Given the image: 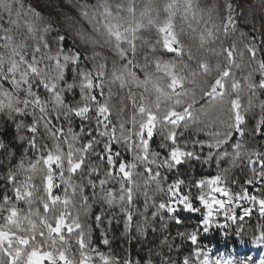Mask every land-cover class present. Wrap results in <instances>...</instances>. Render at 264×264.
I'll list each match as a JSON object with an SVG mask.
<instances>
[{
	"label": "snow or ice",
	"instance_id": "1",
	"mask_svg": "<svg viewBox=\"0 0 264 264\" xmlns=\"http://www.w3.org/2000/svg\"><path fill=\"white\" fill-rule=\"evenodd\" d=\"M225 11L222 22L216 23L221 18L215 4L205 9L199 0H169L161 21L151 0L139 14L132 0H97L95 6L85 5L82 10L92 34L77 31L79 40L93 49L89 57L67 47L62 35L49 43L47 35L53 29L36 23L41 19L38 12L32 10L33 19L22 20L16 11L14 19L13 3L0 0V114L13 121L18 131L31 134L19 139L27 140L35 157L27 163L21 159L16 171L9 170L5 177L10 187L0 196V264H133L128 257L91 246V225L83 224L80 214L90 217L98 200L97 226L105 218L106 204L123 214L125 234L135 228L141 237L147 236L149 228L157 232L153 222L164 221L165 213L176 225L184 222L181 212L201 214L197 228L177 232L182 242H190L191 252L179 261L161 255L160 264H264V258L251 255L253 248L264 249V147L248 148L243 140L246 113L259 100L258 91H264V57L258 56L254 43H245L244 50L235 43L225 46L221 32L228 37L235 27L233 5L226 3ZM152 29L154 39L141 38V32ZM97 47L109 48L117 58L110 67L109 58L95 51ZM245 52L250 71L241 81L233 69L245 67ZM212 56L217 57L215 64L210 62ZM114 87L125 93L115 113ZM242 94L248 95V107L241 104ZM125 99L132 108L128 118H124ZM259 108L252 132L264 137V100H259ZM191 125L203 127L181 141V130ZM215 125H223V130L207 131L206 139L199 138L200 131ZM5 147L0 143V148ZM223 160L229 167L210 178L193 180L187 193L184 180L167 182L166 172L191 161H215L219 168ZM242 164L251 175L240 191H233L228 186L235 179L231 173ZM138 166L142 171H137ZM137 178L143 179L144 186L143 221H134L132 211L141 187ZM153 183L163 197L159 202L148 193ZM193 187L198 190L194 198ZM61 188L62 195L58 194ZM76 195L81 208L73 216L69 207ZM21 203L27 205V212L18 207ZM34 203L43 211L33 210ZM150 208L155 210L149 217ZM214 227L224 229L226 235L232 228L236 257L241 256V247L246 249L242 259L231 255L212 259L211 250L200 246V233ZM248 230L251 235L246 240ZM103 243L108 245V239ZM161 245L169 252L176 249L168 236Z\"/></svg>",
	"mask_w": 264,
	"mask_h": 264
},
{
	"label": "trees",
	"instance_id": "2",
	"mask_svg": "<svg viewBox=\"0 0 264 264\" xmlns=\"http://www.w3.org/2000/svg\"><path fill=\"white\" fill-rule=\"evenodd\" d=\"M59 0H9V2L14 5L13 18L15 19V12L19 11L22 16V20L33 19L31 12L34 10L40 14L41 19L37 20L36 23L43 27L45 25H51L52 31L47 35L49 43H54L55 37L59 34L64 36V43L67 47L77 50L81 53L82 56H91L93 49L85 44H83L77 37L78 30H84L87 34H92L91 28H83L81 23V18L76 14H71L70 12L63 10L57 4ZM83 6L87 5L89 8L97 4V0H78ZM119 2V0H117ZM127 3V0H124ZM169 0H151L152 7L159 12V20H163L166 16L164 12V5L168 3ZM200 7L208 8L210 5L215 4L217 6V11L221 19H217L216 23H221L222 18L226 15L225 4H233L236 0H199ZM148 3V0H132V5L134 10L139 14L141 10ZM238 4V13L235 20V27L230 31L228 37H224L221 32L220 37L225 40V46H230L232 43L237 45L238 50H244L245 43H254L258 48V56L264 57V44L261 42L262 36V25L264 23V0H255L251 2H246L245 0H237ZM127 15V13H125ZM155 16V11L153 12ZM215 16V13H214ZM7 21V16L5 14V24ZM175 23L177 30H179L182 20L179 15L175 18ZM21 31H26L21 29ZM141 38H155V30L143 31L140 33ZM31 43V41H29ZM141 41H137L139 45ZM147 49H141V51H146ZM95 51L102 53L104 56H107L109 67L113 59H117L112 51L107 47H97ZM162 54V53H161ZM163 55V54H162ZM142 62V57H138ZM220 59H223L222 57ZM217 57H210V62L215 64ZM249 61V55L245 52L244 63L245 67L242 69H233L236 73L237 78L241 79L243 76L247 75L250 69L246 66ZM87 67L91 68L92 62L89 60L86 62ZM192 65L195 66V61L192 62ZM252 67H255V64H252ZM139 72V69H135ZM142 75V74H141ZM71 78V73H69V79ZM259 74H254V79L259 80ZM134 92H139L140 90L133 88ZM114 92L116 95L113 97L114 113L119 111L121 106L120 97L125 95L122 93L118 87H114ZM257 95L259 100H264V91H258ZM71 99V97H68ZM78 98V93H77ZM259 100L253 101V107L246 113V124L247 130L245 137H243L244 144L246 147H264V137L259 135H253V128L256 120L261 114V109L259 108ZM123 104L126 105L124 118H128L132 113L131 104L127 99L123 101ZM203 104V101L197 105L200 107ZM241 104L243 107H248V95H241ZM225 113V118H226ZM115 120V116L113 117ZM130 127V125H128ZM203 125H191L187 130H181L184 132V135L181 137V141L186 138L193 137L194 130L201 128ZM223 125H215L211 129H204L200 131L198 136L200 139H206L205 132L207 131H216L223 130ZM30 133H27L26 129L18 131L15 127L13 121L7 119L6 116L0 114V143H3L6 147L0 148V196L3 195L5 187H10L6 182V175L9 170L16 171V166L20 163L21 159L27 163L29 160L35 159L33 151L29 148L27 140L21 141L20 136H30ZM234 139H240L239 137H234ZM50 143V142H49ZM159 144V137L156 138L152 147L155 149ZM228 147V151L231 152V147ZM125 152L126 159H131V156L127 154L126 150L121 149ZM229 167L227 160L220 162L219 168L217 167L215 161L209 164H202L198 161H191L184 165H181L178 170H173L171 172H166L167 182L171 183L177 178L185 181L184 192L187 193L189 188L187 185L191 184L193 180H198L200 178H210L217 174L218 171L223 168ZM137 171H142V168L138 166ZM251 175L250 168L242 164L240 167L233 169L231 176L234 177V182L230 181L229 187L233 191H240V186L244 183V180L247 176ZM22 178V175L20 176ZM140 182V189L137 191L134 197V204L132 211L134 212V221H143L144 217L141 215L143 212L144 205V186L143 179L137 178ZM76 182L79 183V177L75 178ZM39 184V179L36 181ZM86 194L90 195V190L86 189ZM198 190L196 188H191V194L193 198L197 195ZM149 195L155 194V200L159 202L163 197L162 194L156 193L155 183L151 184L148 187ZM58 194H63L62 188L58 190ZM9 196H12V193L8 192ZM69 195H71V190H69ZM18 207L24 209L27 212L28 207L24 204H19ZM105 208V218H102V222L97 226L95 221V215L100 212L101 202L98 200L92 206L91 216H84L81 212L80 220L85 225H91V246L104 251L105 253H111L118 257L125 258L128 257L133 261V264H147L149 260L152 261V264H160L161 255L165 257H171L173 260L179 261L183 256L188 255L191 252L192 246L190 242L181 241L177 236L179 231H192L194 228L198 227L199 222L201 221V214H189L185 212L179 213L180 218L184 221L181 225H176L174 221L167 218L165 213L164 221H154L153 224L158 229L157 232L153 233L151 228L148 229V234L146 237H141L135 232V228L125 234L123 227V214L119 212L118 208H113L109 210L107 205H103ZM33 210L39 208L42 212V206L38 203H34L32 206ZM81 208V202L79 195L73 197V203L69 207V211L73 216L77 215V212ZM154 208H150L148 215L150 217L151 212L154 211ZM240 211V210H238ZM111 219V224L108 223V220ZM223 221L222 215L219 217ZM2 222V221H0ZM256 222V216L252 217V223ZM162 225L165 227L162 228ZM235 227L234 225L232 226ZM251 230H248V235L245 236V239H250ZM165 236L171 238V241L176 245V249L169 252L166 246L161 245V239ZM107 238L109 241L108 245L103 243V240ZM237 238L232 236V228L227 230V235L224 229H212L209 233L204 234L200 233V246L202 248H216L221 249L222 246H225V249L230 250L231 248L236 249L237 244L234 242ZM75 247V246H74ZM178 249V250H177ZM242 252H245L246 249H241ZM78 258V257H77ZM243 257H237V259H242Z\"/></svg>",
	"mask_w": 264,
	"mask_h": 264
},
{
	"label": "rangeland",
	"instance_id": "3",
	"mask_svg": "<svg viewBox=\"0 0 264 264\" xmlns=\"http://www.w3.org/2000/svg\"><path fill=\"white\" fill-rule=\"evenodd\" d=\"M245 1L251 2V1H255V0H245ZM57 4L60 6L61 9L66 10V11L70 12L71 14H76L77 16H79L81 18V23L83 24V26H82L83 28H85V27L91 28L92 27L91 24L89 23V21L83 17V15H82L83 5L78 0H59ZM199 5H200V2H199ZM232 5H233L232 14H233L234 20H236V16L238 13L237 0ZM261 42L264 44V23L262 25ZM217 195H219V194H217ZM213 229H216V228L214 227ZM204 249L208 250L209 248H204ZM241 249H244V248L241 247ZM210 250H211L210 256L212 259H216L217 257L228 258L230 255L233 256V258H237L235 255L236 249H234V248H231L230 250H228V249H225V246H222L221 249H216L213 247ZM241 253H242L241 257H243L244 252H242V250H241ZM251 255L253 257L264 258V249L253 248Z\"/></svg>",
	"mask_w": 264,
	"mask_h": 264
}]
</instances>
